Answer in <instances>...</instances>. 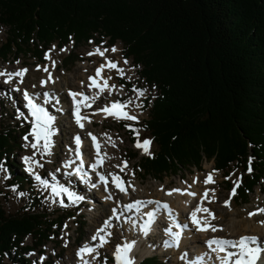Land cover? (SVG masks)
I'll return each instance as SVG.
<instances>
[{"label":"trees","instance_id":"1","mask_svg":"<svg viewBox=\"0 0 264 264\" xmlns=\"http://www.w3.org/2000/svg\"><path fill=\"white\" fill-rule=\"evenodd\" d=\"M0 25L6 27L3 58L33 52L42 60L53 42L122 43L124 57L156 88L145 100L144 128L156 145L151 157L139 159L145 175L161 180L212 160L223 173L243 169L239 201L260 184L264 0H0ZM9 137L0 131V160ZM10 184L24 188L14 173ZM46 224L35 210L7 214L0 206V264L5 258L29 264L22 252L48 239ZM28 235L32 245L23 244ZM139 264L162 262L145 257Z\"/></svg>","mask_w":264,"mask_h":264},{"label":"rangeland","instance_id":"2","mask_svg":"<svg viewBox=\"0 0 264 264\" xmlns=\"http://www.w3.org/2000/svg\"><path fill=\"white\" fill-rule=\"evenodd\" d=\"M5 38L6 27L0 25V47L5 42ZM53 46H55V50L51 52V60L56 61L55 68L51 66V60L45 59V53L53 49ZM97 47H100L101 50L115 47L118 51H109L105 53L104 57L100 55H87V53L93 52ZM38 48H41V46H38ZM122 48L123 46L120 41L111 46L110 42L105 38L100 43H96L92 40L91 43H81L77 46H74L73 43L70 42L62 48H59L56 43H53L49 45V48L44 53L42 61L39 60L33 52H28L27 54L22 52L13 53L7 58L0 56V70L7 69L8 71L15 72L18 69H28L27 74L23 78V83H19L17 78L10 84H5L3 83L4 77H0V93H9L11 97L0 95V131L10 135L9 138L11 143L7 155H4L0 160L4 162L5 167L8 169L7 172H0V206L7 214H19L28 212L32 209L41 214L43 219L46 220L45 233L48 239H41L36 242V245H34L35 247L22 252L24 258L29 260V264H38L41 257H46L42 264H76L77 262L80 264L81 261L77 255L78 250L87 240L91 245L98 243L96 241H91V236L94 235L91 231L97 229L102 216L106 215L107 217L110 215L111 210L114 207L116 208L115 204L111 202L108 203V201L102 197L101 193L104 192L105 195H109L107 194L108 191L109 193H113V195H111L112 199L110 200H114L117 205H119L118 203H120L121 200H124L121 199L123 197L119 198L116 196V193L120 195H123V193L112 185V177L109 175L110 173H117L120 176V168L116 166H122L123 161H127L128 164L125 171L121 172L125 176V187H127V182H131V185L135 189L133 190V187H130L131 190L128 188L130 197L126 198L125 201L134 200L138 197L146 198L149 201L151 199H148V197H154L161 200L165 198L171 203H174L173 194H166L171 189L184 188L192 191L196 190L199 195H202L203 188L208 187V189H215V200L208 205V208L211 209L217 217V219L213 220V224L215 223V225L223 227V231H217L214 233L215 235L236 238V236L241 233L250 234L255 232L260 226H264V224L260 223V221H264V214L249 216V213L264 208V177L260 179V184L255 185L253 190L249 192L247 203H240L236 195L231 198V206L229 208L224 206V201L229 200L230 192L234 187L233 181L237 179L240 180L239 169H231L228 175H225L221 171L213 172V170H215L213 161L204 160L200 169L192 167L189 170H180L182 172H178L174 175H166L161 180H157L145 175L142 168H139V159L147 155L143 154L142 149L135 146L137 135L132 129H137L139 131L141 143L144 139L151 140L150 153L152 154L156 149V145L149 132L144 128V121L148 118V111L143 107V103L144 99L155 96L156 88L150 87L144 83L139 74V67L134 65L131 58H124ZM61 49H67V51L62 52L60 51ZM106 60L117 62L118 66L124 69V76L121 77L114 69L106 68L105 77L111 78L108 81L109 84L116 85L115 92L111 91V94H109V90L106 89V93L103 92L99 94L98 98L90 102L91 107L86 108L82 106L81 114L86 115L91 122L89 123L88 120L82 121L84 127L81 129L75 123L73 106H70L71 101L66 90L70 88L80 91H92L93 88H89V84L91 83L89 77H93L96 69L99 68L101 64H104ZM125 60L128 61L127 64L124 63ZM17 61H19V63H17ZM38 66H40L41 70H37ZM44 66L49 68L52 80L42 86L41 82L46 81L49 75L48 72L42 70ZM34 85L35 87H33ZM15 88H19L20 91H12V89ZM134 88L146 91L143 96H138L137 92L133 91ZM25 90L30 94L33 93L32 95L39 92V94H41L40 97H37L39 103L43 102L42 94L46 91L53 97L51 103L43 105L49 110L50 114L56 117L54 123L55 135L52 137L54 147L51 156L41 157L39 152L32 149L30 146H25L34 142V138L29 135L31 131V117L28 114V109L25 107L26 102L23 98V91ZM93 91L92 97H97L99 90ZM56 99L59 100L58 104L55 103ZM115 101L128 103V107L125 111L130 115L136 116L137 120L116 119L114 116H100L99 118V115H101V111L99 110ZM66 108L69 109L64 113H59L60 111H57V109L64 110ZM17 110L23 113L24 117H28V119L24 117L17 119ZM133 124H138L140 127H133ZM126 125L129 127H126ZM129 130H132L134 134H131ZM76 131L87 139L86 152L89 153V157L94 156V152L91 149L92 143L88 140V138L91 139L89 133L92 135L94 134L93 136L95 137H99L100 142L103 144L101 146V150L103 149L102 154L106 153L108 155L107 157H110V159H105L101 167L103 172H100V174L107 176L109 179L108 190L105 191L104 184L99 182L98 186L103 188L102 191L99 188L93 190L88 188L89 191H85V193L88 192L92 196L93 194L95 195L93 199L90 195V199L87 197L85 198L88 203L98 204L91 209L82 208L74 210L71 209V205L68 207H61L58 203H51L50 191L43 190L36 184L33 177L25 171L26 166L22 161V157L32 156L34 152H36L35 159L39 160L44 165L43 168H36V171L42 178L48 179L49 182L58 183L55 180L53 181V176H61L64 178L65 174L68 173L67 169L63 167V163L73 154L71 132L74 133ZM26 135L29 137L28 141L24 140ZM113 144H115V147H113ZM134 153L137 154L136 158L132 157ZM70 159L72 158L68 160ZM57 169H59V171H57ZM11 173L19 176L20 179L24 181L23 190L19 189V187H17V192L11 190V186H15L14 184H10ZM49 173L52 175H49ZM209 173H213L215 183L205 185L203 181ZM6 175L10 176V179H3ZM229 176H231V179H225V177ZM67 179L68 181L65 182V184L62 182L61 185H66L70 191L84 197L85 193L78 191L82 189L81 187L84 186V184L82 183V186H80L73 181H69V179H71L70 177H67ZM194 179L198 182L194 183ZM189 185L191 186L190 188ZM19 192H23L25 195L19 196ZM29 196L31 199L36 200V203L33 205V207L36 206V208H32L31 204L34 202L28 200ZM209 196L211 197V193H209ZM197 200L199 202V199ZM121 202L123 203V201ZM65 203H69L68 200L65 199ZM178 210L181 209L179 208ZM185 219L188 220V216H185ZM65 225H67V227H65ZM129 226L130 224L123 225V232L120 226H114L111 232L112 237L107 238L108 243L105 244L103 248L98 249L99 256L95 258L92 256L88 258L87 256L90 264H107L109 258H111L112 264H115L114 252L116 246L118 244L122 245L129 240H135L136 238H134L132 233L134 229ZM126 230L128 234L130 233L129 236ZM212 233L213 232H210L209 234ZM123 237H125L126 240H124ZM23 244L32 245L30 235L25 237ZM153 244V242L151 244L150 242L148 243L147 240L140 243L139 247L133 252V256L135 254V263L137 259L145 256H156L160 259L162 264L184 263V261L182 263L179 253H183L185 250L188 251L185 247V250H179V252H177L176 249L168 250L164 246L157 249V242ZM188 245L190 244L187 243V246ZM148 247L153 248L151 254H149L151 251H147ZM163 249H165V253L161 255L160 251ZM93 256H95V254H93ZM4 264L12 263L8 258H5Z\"/></svg>","mask_w":264,"mask_h":264},{"label":"snow or ice","instance_id":"3","mask_svg":"<svg viewBox=\"0 0 264 264\" xmlns=\"http://www.w3.org/2000/svg\"><path fill=\"white\" fill-rule=\"evenodd\" d=\"M71 39V38H70ZM91 43V41H90ZM55 50V46H53V49L49 50V52L45 53V59L51 60V52ZM60 51H67V49H61ZM116 52L118 51L117 48L112 47L111 49H103L101 50L100 47H97L93 52L87 53V55H100L101 57L105 56V53L107 52ZM19 63V61H17ZM125 64L128 63L127 60L124 61ZM51 66L55 68L56 61L51 60ZM114 69L117 71V73L123 77L124 76V69L120 68L118 66L117 62H114L112 60H106L104 64H101L99 68L96 69L95 77H89V80L91 83L89 84V88H97L98 94L97 97H89L85 95L84 93L80 92H69V96L72 98V104H73V116L75 118V123L77 126H79L81 129L84 127V123L82 121L88 120V117L86 115L81 114V108L83 107H91L90 101H94L96 98H98L99 93H103L105 89L109 90V94H111V90L116 88V85H109L108 79H111L110 77L105 79L102 77V71L105 69ZM37 70H41L40 66L37 67ZM44 72H48V78L46 81H42V86L45 85L48 81L52 80V75L49 72V68L47 66H44L42 68ZM28 69H18L15 72L8 71L7 69L0 70V77H4L3 83L10 84L14 79L18 78L19 83H23V78L27 74ZM98 78L103 80V84L101 85L98 82ZM130 79V77H129ZM54 82V81H53ZM35 87V85L33 86ZM154 87V86H153ZM12 91H20L19 88L12 89ZM133 91H136L138 96H143L146 90H137L133 89ZM0 95H6L9 98V93H0ZM41 94L37 93L35 95L30 94L27 90L23 91V98L25 103V107L28 109V114L31 117V131L29 135H31L34 138V142L30 143V145H25L26 147L30 146L32 149L39 152L41 157L44 156H51L52 149L54 147V141L52 137L55 135L54 130V123L56 120V117L52 114H50L49 110L44 107V104H49L52 102L53 97L51 94L45 92L43 93V102L38 103L37 97H40ZM77 97H80V99H77ZM55 103H59V100L56 99ZM128 103H120L119 101L112 102L110 105H106L104 108L100 109L99 111H102L106 115L114 116L116 119H126V120H137V117L134 115H130L125 109H127ZM57 111H62V109H57ZM24 117V114L19 112L17 110V119ZM25 119H28V117H24ZM90 123L91 121L88 120ZM126 127H129L126 125ZM134 132H136L137 135V141L135 146L139 149H142L143 154L150 155V145L151 140L150 139H144L143 142H140L139 139V131L137 129H132ZM89 136L91 137L94 147L96 150V162L92 163L90 165L91 169L93 171L96 170L97 167H102L104 164V161L106 158L110 159V157H107V154L101 155V145L97 142V137L93 136L91 133H89ZM29 137L26 135L24 137L25 141H28ZM111 139V138H109ZM74 143H75V158L67 160L63 163L64 168H72V166L75 164L76 167L73 169L72 172L68 173V175H75L80 178L81 181L88 184L90 183V178L88 177L87 172L84 171V160L83 155L81 152L82 147V141L81 137L79 135H76L74 137ZM113 147H115V144H113ZM36 152L32 156H24L22 157V161L24 163L25 171L30 174L36 184L43 190H49L50 196H51V203L53 204H59L61 207H68L69 205H75L79 203L81 200L84 199L83 196L78 195L74 193L73 191H70L69 188L60 185L55 182H49L48 179L42 178L41 175L36 171V168H43V164L35 159ZM79 161V164H76V161ZM251 160L252 158H249V167L248 172H252L251 167ZM116 167L120 168L121 172H124L125 169L128 167L127 161L122 162L121 165H117ZM8 169L5 167L4 162L0 161V172H7ZM59 171V169H57ZM218 170H213V172H216ZM49 175H52L49 173ZM99 176V181L104 184V190H108L109 185V179L107 176L103 174L97 173ZM112 179L111 183L114 185L115 188H117L120 192L127 195L128 187H133L131 185V182H127V187H125V181L122 179L121 176L118 174H109ZM134 175V173H133ZM3 179L8 180L10 179V176H4ZM225 179H231V176L225 177ZM55 180V177L53 176V181ZM194 183L198 182L194 179ZM205 185L213 184L215 183L213 173H209L205 180L203 181ZM234 187L232 188L229 196V200L224 201V206L229 207L231 206V198L237 195V189L241 186V182L239 179L233 181ZM92 187H96V184H91ZM191 186L189 185V188ZM11 190L13 192H17V186H11ZM133 190L134 187H133ZM163 190V189H161ZM173 193H180L181 195H188L193 198L197 196V193L189 191L188 189H179L174 188L169 190L166 194L172 195ZM209 193H211V197L209 196ZM19 196H24L25 193L19 192ZM64 197H67V200L69 203H65ZM107 199H112L111 195L106 197ZM215 200V189H208L205 188V191L203 192L199 203L194 208V210L190 213V221L191 224L194 226L196 232L206 233V232H217V231H223L222 226H217L212 224V221L217 219L216 214L209 209L208 207L204 206V202L207 201L208 203H212ZM147 205H155L156 207L152 210L147 212V220L141 225L140 231L143 233L144 236H148L149 232L152 230V225L156 222L158 216L162 211H166L169 218L171 219V224L169 227L165 229L166 236L168 237L163 241V246L165 248H179L181 244V239L184 233V230L188 229L189 225L187 223H180L177 221V219L173 216L172 210L170 206L165 202L162 203L160 201H141L136 200L132 203L126 204L123 206V211L118 214L117 208L112 209V217L104 221V224L102 227L98 228L96 233L91 236V241H98L95 245H90L88 243H85L77 252L78 257L80 258L81 264H90V261L86 259V256H92L95 258L96 256H99L98 249L103 248L105 244L108 243L107 237H110L112 235L111 232L107 231L110 227H112L111 220L113 218L119 220L120 217L123 215V212H132L135 210L137 213L141 212V209L143 207H146ZM257 214H264V208L258 209L256 212L249 213V216H254ZM261 224H264V221H260ZM67 227V225H65ZM133 227H135V224H133ZM203 243L206 245V248L211 252L215 254V259L219 262V264H258V261H261L262 258H264V240L257 236H242L238 240L233 239H227L222 237H212L209 238ZM135 246V242H126L122 245H117L114 252V260L115 264H135L134 259L131 257L130 253L132 249ZM95 254V256H93ZM208 258V252H205L203 254L197 255L195 258H189V253L187 251L183 252L180 256V259L185 261L186 264H206V259ZM46 259V257H41L40 262L38 264H42V262Z\"/></svg>","mask_w":264,"mask_h":264},{"label":"bare ground","instance_id":"4","mask_svg":"<svg viewBox=\"0 0 264 264\" xmlns=\"http://www.w3.org/2000/svg\"><path fill=\"white\" fill-rule=\"evenodd\" d=\"M95 73H96V71H95ZM105 75H106V68L102 71V77L103 78H105V79H107V77H105ZM93 77H95V75L93 76ZM108 81H109V79H108ZM98 82L102 85L103 84V80L102 79H99L98 78ZM108 84H109V82H108ZM109 85H111V84H109ZM92 89V88H91ZM97 88H94L93 87V90H95V91H97L96 90ZM85 91V90H82V91H80V90H69V92L71 91H75V92H80V93H84L85 95H87V96H89V97H92V93L94 92V91ZM115 89H112L111 91H114ZM105 91H106V89H105ZM104 91V92H105ZM47 92V91H46ZM107 92V91H106ZM105 92V93H106ZM115 92V91H114ZM39 93V92H38ZM113 93V92H112ZM33 94V93H32ZM99 94H102V93H99ZM77 99H80V97H77ZM37 102L39 103V100H37ZM91 102V101H90ZM81 111H82V108H81ZM99 112V111H98ZM99 114V113H98ZM100 114L101 115H99V118H100V116H103V117H107V116H110V115H106L105 113H103L102 111L100 112ZM98 116V115H97ZM102 117V118H103ZM111 117V116H110ZM94 135V134H93ZM79 136L81 137V139H82V135H80L79 134ZM82 141V140H81ZM97 142L102 146L103 144L100 142V140H99V137H97ZM82 144H83V142H82ZM101 150V149H100ZM81 152H82V155H83V160L84 161H87L88 160V155H87V153H85V150H83L82 149V147H81ZM103 155V154H102ZM75 158V157H74ZM74 158H72V159H74ZM89 162H91V160L89 161ZM76 164H79V161L77 160V162H76ZM76 167V165L74 164L73 166H72V168H70L69 169V173L70 172H72L71 171V169L73 170L74 168ZM90 169V168H89ZM119 174H120V176L122 177V179L125 181V176L123 175V173H121V172H119ZM70 177L71 179H69V181H73V182H75V183H77V180L75 179V175H68V174H65V177L64 178H62L61 176H56L55 177V181L56 182H58V183H60V185L62 184V182H64V184H65V182H67L68 181V179H67V177ZM62 178V179H61ZM61 181V182H60ZM63 184V186H65L66 187V185H64ZM78 184V183H77ZM125 186V185H124ZM82 189L81 190H78L79 192L81 191L82 193H85V191H87L86 189H84L83 187H81ZM205 188H208V187H205ZM205 188H203V192L205 191ZM181 189H184V188H181ZM194 190V189H193ZM189 191H192V190H189ZM129 191H127V195H125L124 193H123V195H120V194H118V193H116V196L117 197H119V198H121V197H123V198H121V199H124V200H121V201H123V203L120 201V203H118L119 205H117V203H114L115 204V206H116V208H117V212L119 213L120 211H119V208L120 207H122V206H124V204L126 205V204H129V203H132V202H134V201H136V200H141V201H148V200H146V199H144V198H140V197H138V198H136V199H134V200H127V201H125L126 200V198H128V197H130L129 196V193H128ZM192 192H195V193H197V191L196 190H194V191H192ZM89 193L88 192H86L85 194H84V198H88V199H90L89 198ZM109 195H113V193H109ZM114 195H115V193H114ZM91 197H92V199L93 198H95V197H93L92 195H90ZM201 196L202 195H199L198 193H197V196L195 197V198H193V197H191V196H188V195H181L180 193H173V195H172V197H173V200L175 201L174 203H171L168 199H159L160 200V202H162V203H167L169 206H170V208H171V210H172V214H173V216L177 219V221L178 222H180V223H184L183 221L185 220V216L187 215L188 216V220H189V222H186L188 225H189V227H188V229H186V230H184V233H183V236H182V239H181V244H180V247L179 248H176V250H177V252H179V250L181 251V250H185V248L186 249H188V251L187 250H185V251H187L188 253H189V257H190V255H192L193 254V251H201V250H204L203 249V246L204 247H206V245L203 243V241H204V239L205 238H209V237H211V236H214L215 234L214 233H212V234H209L211 231H209V232H206V233H201V232H196L195 231V228H194V226L191 224V221H190V213L194 210V208L197 206V204L199 203L198 202V200L197 199H199V201H200V198H201ZM115 199V198H114ZM156 201V200H155ZM116 202H118V201H116ZM208 205H209V203L207 202V201H205L204 202V206L205 207H208ZM156 206L155 205H147L146 207H143L142 209H141V212L140 213H137L135 210H133L132 212H125L124 214H134L133 215V218H131V216H129L128 217V225L130 224V226L129 227H131L132 229H134V230H132V233H133V235H134V238H135V240H129L128 242H135V246H134V248L132 249V251H131V253H130V255H131V257L135 260V254H134V256H133V252L139 247V245H140V243L142 242V241H144V240H147V242L149 243L150 242V244L153 242L154 244H155V242H157V249L160 247H162L163 246V241L165 240V239H167V238H165V239H161V238H159V236L157 235V234H155L154 236H153V232L154 231H150V234H148V236L147 237H142V236H144L143 235V233L140 231V227H141V225L147 220V212H149V211H152L154 208H155ZM181 209V210H178V209ZM180 211V212H179ZM165 214H166V216L169 218V216H168V214H167V212L165 211ZM264 216V215H263ZM131 218V219H130ZM162 217H161V214L158 216V218H157V220H156V222L154 223V224H157V226H160V224H161V222H160V219H161ZM114 219H112L111 220V223H112V227H110L109 228V232H110V230H112L113 229V225H115L114 224ZM169 221H170V224H171V219L169 218ZM133 224H135V227H133ZM152 225V230H153V228H157V227H154L155 225ZM212 224H213V221H212ZM128 227V226H127ZM130 229V228H129ZM131 231V230H130ZM139 232H141L140 234H142V235H138V233ZM214 234V235H213ZM244 234H248V233H241V234H239V235H237L236 236V238H234V237H223V236H220V237H222V238H227V239H233V240H238L240 237H242ZM251 235H255V236H257V237H259V238H261L262 240H264V226H260L255 232H253V233H250ZM129 236V235H128ZM110 237H112V235L110 236ZM108 238V237H107ZM124 238V240H126V238L125 237H123ZM130 238H132V239H134L133 237H130ZM141 239V240H140ZM193 239V240H192ZM193 242V243H192ZM86 243H88L89 244V242H86ZM125 243V242H124ZM187 243H189L190 245H188L187 246ZM192 243V244H191ZM85 244V243H84ZM153 244V245H154ZM91 245V244H90ZM185 247V248H184ZM175 249V248H174ZM155 250V249H154ZM147 251H151L149 254H151L152 253V251H153V248L151 247V248H147ZM185 251H183V252H185ZM90 256H88V258H89ZM86 259H87V256L85 257ZM209 260H212L213 262H215L216 264H219V262L215 259V254L214 253H211L210 251H209V258H208ZM264 258H262L261 259V261H258V264H264ZM79 262H77L76 264H78ZM80 264H81V262H80ZM184 264H186V262L184 261Z\"/></svg>","mask_w":264,"mask_h":264}]
</instances>
